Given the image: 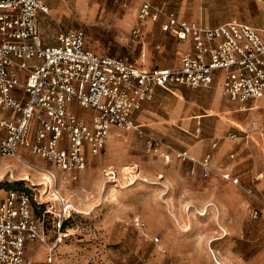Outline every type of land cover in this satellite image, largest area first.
<instances>
[{
	"label": "rangeland",
	"instance_id": "1",
	"mask_svg": "<svg viewBox=\"0 0 264 264\" xmlns=\"http://www.w3.org/2000/svg\"><path fill=\"white\" fill-rule=\"evenodd\" d=\"M44 1L50 14L41 26L51 43L60 29L82 27L87 46L95 52L143 67L171 66L178 60V44L158 25L149 23L140 39L130 32L143 0ZM149 1L165 2L176 10L181 3ZM202 5L211 7L214 16L230 14L233 6L237 14L233 18H241L253 14L260 4L256 0H202ZM128 13L134 17L124 23L122 18ZM257 22L263 24L264 18L259 16ZM217 91L215 87L182 86L160 90L153 101V127L146 125L152 134L189 151L203 139L209 145L222 137L221 144H232L227 133L243 128L255 140L252 150L244 152L245 157L252 156V162L243 168L262 188L264 107L241 111V105L228 102ZM212 105H219V110L211 109ZM78 113L87 119L91 114L85 109ZM3 116L0 111V119ZM3 135L0 129V139ZM208 145L198 154L190 153L198 159ZM223 153L217 158V172L203 178L198 169L192 172V165L174 154L155 155L136 133L117 130L99 155L89 157L75 182L39 157L27 155L20 161L0 155V201L11 190L29 194L49 244L59 238L53 251L38 242L28 246L34 264H264V206L250 200L241 188L225 185L218 173ZM63 199L74 210L60 231ZM254 208L260 210L257 217ZM138 215L144 222L142 228L134 224Z\"/></svg>",
	"mask_w": 264,
	"mask_h": 264
},
{
	"label": "built area",
	"instance_id": "2",
	"mask_svg": "<svg viewBox=\"0 0 264 264\" xmlns=\"http://www.w3.org/2000/svg\"><path fill=\"white\" fill-rule=\"evenodd\" d=\"M49 12L44 0H0L2 157L20 161L27 155L39 157L75 182L89 157L101 153L116 128L136 133L155 155L176 154L192 165V172L198 169L201 177L208 178L217 172L214 155L219 139L197 160L146 130L136 122V114L155 99L157 89L172 91L178 86L210 89L219 85L230 102L264 101V26L237 20L205 26L145 0L138 9V20H162V30L187 47L177 67L144 68L95 52L87 46L82 27L61 29L51 43L39 21L40 14ZM140 33L139 28L132 31L134 38ZM78 109L90 111L89 119ZM228 137L235 139L237 134L230 132ZM229 156L233 159L235 153ZM47 172L56 181L55 174ZM218 173L264 206V196L246 188L234 168L223 167ZM62 201L60 231L74 210ZM253 211L257 217L259 208ZM134 224L144 227L140 215L134 217ZM58 241L49 244L29 194L11 190L0 201V264H34L27 253L30 244L38 242L53 251Z\"/></svg>",
	"mask_w": 264,
	"mask_h": 264
},
{
	"label": "crops",
	"instance_id": "3",
	"mask_svg": "<svg viewBox=\"0 0 264 264\" xmlns=\"http://www.w3.org/2000/svg\"><path fill=\"white\" fill-rule=\"evenodd\" d=\"M143 1H145V0H143ZM201 1L202 0H181L180 6H179V10L170 8L167 5V3H165V2H153V3L166 6V8H168L169 10H172L175 13H177L178 17L181 18V19H185V20L190 21V22H195V23L203 24L205 26H211V27H213V26H217L219 24H222V23H225V22H228V21H233V20L245 22L247 24H250V25L255 26V27H258V28H262L264 26V23L261 24V23L257 22V18H259V16L260 17L262 16V18H264V2L262 0H256L260 5L258 6V9H256V11H253V14H250V13L247 14V13H245V14H243V16L241 18H238V17L237 18H233V17H236L237 16L235 10L233 9L234 8L233 6L231 8V13L228 14V15H219V16L211 15L210 14V10H212V8L211 7L208 8L207 6H204V5L201 6ZM215 1L216 0H208L209 3H211V2L212 3H215ZM141 3L139 4L138 8L136 9V13H135L136 23L132 27V29H131L130 32L132 33V31H133L134 28H139L140 31H141V33H140V36L138 38H136V39H140V38H142L144 36V34H146V32H147L146 31L147 30V25L149 23L153 27L155 25H158V27L160 28V30L162 32H165L161 28V21L162 20L160 22H153V21H143V22H141V21L138 20V16H137L138 15V9H139ZM201 7H204V8H201ZM49 14H50V12H49ZM46 16L47 15H43V14H40L39 15L40 28H41V32L42 33H44V32L42 30L41 23H42L43 19ZM133 17L134 16L132 15V13H128L124 18H122V21L124 23H128L129 22V19H133ZM165 33L168 34V35H170L171 37H173L175 39L176 43L179 46V50L177 52L178 60H177V62L175 64H173L171 66H160V65H156V66H153V67H168L169 68V67H177V66H179L180 63H181V53L187 47V44H184V43L179 42L177 40V38L174 37L173 35H171V34H169L167 32H165ZM99 54L100 55H105V54H102V53H99ZM137 66H139V65H137ZM139 67H143V66H139ZM153 67H145L144 66V68H153ZM215 88H218V91L216 93L219 96H222L220 86L219 85H216ZM210 89H212V88H210ZM160 90H164V89H161V88L157 89L156 94L159 93ZM155 98H156V95H155ZM153 101L150 102V103H147L143 107V109L136 114V122H138L139 124L143 125V127L146 130H148L149 132H151L150 130H152V129H150L146 124H148V125H150V126L153 127ZM227 101L230 102L228 99H227ZM239 105H241V104H239ZM258 106H263L264 107V101L263 100H259V101H249L248 103L241 105V107H243V108L240 109V110L241 111H245V110H247L246 107L247 108H250L252 110L254 108H258ZM211 109H214L215 111H218L219 110V105H218V107H213V105H212V108ZM243 109H245V110H243ZM146 111H148L151 115L150 114H145ZM142 118L144 120H146V123L145 122H142ZM232 122H234V121L232 120ZM117 130L118 129L113 128L111 135H113L115 133V131H117ZM130 131H127V132H130ZM131 132H133V131H131ZM230 132L236 133L237 134V137L235 139H230L228 137V134ZM245 134L248 135L247 138H246V135ZM156 135H158V134H156ZM158 136H161V135H158ZM162 137H164V136H162ZM225 137L228 140L233 141V143L232 144H225V145H223L221 143L223 142L224 138H222V137L219 138L218 137V138L213 139L210 142V144L208 145V140L207 139H203L202 141H199V142L193 144L190 147V151L186 147H177V146H175V143L172 140H170L167 137H164V138L167 141H169L170 143H172L178 149L186 150L188 152V154H190V156H192L195 159H197V158L195 156H193L190 152H192L194 154H198L200 151H202L204 149V147L207 144L208 145L207 149L203 152V154L200 156V158H198V159H201L203 157V155L210 150L211 143L214 140L219 139V146H218L217 150L215 151V155H214V157H215L214 158L215 164H218V159L217 158L219 157V153L221 154V152H224L223 153L224 154L223 157L220 159V161L224 160L223 166H221V168H223V167H225V168H234L236 174L241 177V182H242V184L246 188H249L252 191H254L255 193L264 196V192H262V191H264V187L260 188L258 185H256V183H254V181H253V177H250L251 175L248 173V169L247 168H243V166L249 165L252 162V156L245 157L244 156V152L246 150H249V151L252 150L251 149L252 143H253V141H255L253 139V136L251 135L250 132L245 131L243 128L240 127V128H238L236 130L229 131ZM261 139H262L261 140L262 141V144L264 145V137H262ZM231 153H235V158H233V159L230 158L229 155ZM171 154H174V153H171ZM174 155L176 156V154H174ZM229 184L231 186H235V185H233V184H231L229 182H225V185H229ZM235 187H238V186H235ZM242 193L245 194L250 200L252 199V197L250 195H248L247 193H245L243 190H242Z\"/></svg>",
	"mask_w": 264,
	"mask_h": 264
},
{
	"label": "bare ground",
	"instance_id": "4",
	"mask_svg": "<svg viewBox=\"0 0 264 264\" xmlns=\"http://www.w3.org/2000/svg\"><path fill=\"white\" fill-rule=\"evenodd\" d=\"M128 168H129V167H128ZM125 170H126V169H125ZM54 195H55V194H54ZM56 196H57V195H56ZM56 198H57V197H56ZM218 264H221V263L218 262Z\"/></svg>",
	"mask_w": 264,
	"mask_h": 264
},
{
	"label": "trees",
	"instance_id": "5",
	"mask_svg": "<svg viewBox=\"0 0 264 264\" xmlns=\"http://www.w3.org/2000/svg\"><path fill=\"white\" fill-rule=\"evenodd\" d=\"M42 208V207H41ZM64 224V223H63Z\"/></svg>",
	"mask_w": 264,
	"mask_h": 264
}]
</instances>
